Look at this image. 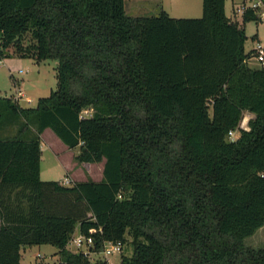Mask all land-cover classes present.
Wrapping results in <instances>:
<instances>
[{"label": "trees", "instance_id": "1", "mask_svg": "<svg viewBox=\"0 0 264 264\" xmlns=\"http://www.w3.org/2000/svg\"><path fill=\"white\" fill-rule=\"evenodd\" d=\"M225 4L172 17L131 16L124 0H0V59H53L58 78L35 107L0 96V264L34 245L93 264L107 241L132 246L126 264H264L245 242L264 226V68ZM47 128L80 163L104 161L103 178L42 180ZM77 228L92 258L68 247Z\"/></svg>", "mask_w": 264, "mask_h": 264}, {"label": "rangeland", "instance_id": "2", "mask_svg": "<svg viewBox=\"0 0 264 264\" xmlns=\"http://www.w3.org/2000/svg\"><path fill=\"white\" fill-rule=\"evenodd\" d=\"M159 3L162 4V2ZM165 3L172 17H200L203 13V0H165ZM230 6L229 15L232 12ZM159 10L157 8L143 15H155ZM127 13L132 16L142 15V13L135 14V12L130 11ZM236 19L245 27L246 51H251L258 41L264 45V19L244 22L241 14H237ZM2 60L3 62L0 63V96L14 98L13 96H16L17 92L21 90L23 93L20 99L21 104L27 107H35L40 97L48 96L52 90L57 89V62L55 60L45 59L38 62L31 57L18 55H11ZM249 64L253 67H259L255 58ZM251 116H244L241 122L242 128L248 126V121L253 118ZM17 128V124L6 125L3 127L2 133L5 136L12 135ZM41 137L42 180L64 183L65 178L69 175L73 181L66 185L73 186L75 182L88 179L99 181L103 178L104 161L80 163L76 158L80 148H69L50 128H47ZM78 230L77 228L76 231ZM245 242L251 246L264 247V228L258 230L254 237L247 238ZM56 250L57 248L52 245L27 246L21 249L22 256L17 264H37L40 261L55 264L56 261H59L57 255H54ZM123 252L126 256H131L133 253L132 246L130 244L125 245L121 253L117 252L107 257L103 252L98 253L95 255L93 264H102V262L105 264H126L122 261ZM39 254H42L43 257H39Z\"/></svg>", "mask_w": 264, "mask_h": 264}, {"label": "built area", "instance_id": "3", "mask_svg": "<svg viewBox=\"0 0 264 264\" xmlns=\"http://www.w3.org/2000/svg\"><path fill=\"white\" fill-rule=\"evenodd\" d=\"M253 10L255 12H258L259 18L261 20L264 19V0H241L240 4L236 7V13L243 15L245 12ZM254 51L253 57L258 62L260 67L264 68V45L258 41L255 45V47L252 49ZM3 60L0 59V63H2ZM23 93L21 90L17 92L16 96H13L14 99L18 100L20 102V99L22 98ZM244 129H249V126H244ZM238 136L237 130H231L229 132V137L234 140ZM71 183L70 178L67 176L65 178L64 184ZM94 246V239L92 236H87L83 233H81L79 230L75 231L68 243V247L74 250L75 252H83L85 256H94L92 251V247ZM124 250V245L122 241H107L104 243V247L100 253H104L107 256L114 254V253H121ZM39 257H43L42 254H39ZM58 257V256H57ZM59 261H56L55 264H64L58 257ZM105 261V260H104ZM50 262V261H49ZM51 263V262H50Z\"/></svg>", "mask_w": 264, "mask_h": 264}, {"label": "crops", "instance_id": "4", "mask_svg": "<svg viewBox=\"0 0 264 264\" xmlns=\"http://www.w3.org/2000/svg\"><path fill=\"white\" fill-rule=\"evenodd\" d=\"M124 1H125V8H126L127 12L128 11L135 12V14L142 13V15H143V14H146L147 12H151V10H156L157 8L159 10L160 8H163L164 10H166L169 13V11L166 7L165 0H162V1L161 0H124ZM159 2H162V4L160 5ZM230 2H231V6H230ZM240 2H241V0H226L225 8H226V13L229 17L236 19V15H237L236 7L238 4H240ZM229 6L231 7L230 10L232 11L230 15L228 14ZM142 15H133V16H142ZM236 20H238V19H236ZM252 59H254V58H252ZM252 59H250V61ZM245 115L246 116L252 115L254 117V114L251 112H248V111L245 112ZM41 148H42V143H41ZM67 176L70 178L69 175H67ZM70 180L73 181L72 179H70ZM262 228H264V226L261 227L260 229H262ZM260 229H258V230H260ZM254 235L252 237H254ZM56 251L54 252V255H55Z\"/></svg>", "mask_w": 264, "mask_h": 264}]
</instances>
